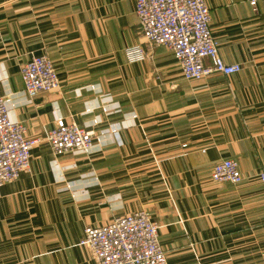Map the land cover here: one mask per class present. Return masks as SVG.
Segmentation results:
<instances>
[{
  "label": "crops",
  "instance_id": "0c3cea01",
  "mask_svg": "<svg viewBox=\"0 0 264 264\" xmlns=\"http://www.w3.org/2000/svg\"><path fill=\"white\" fill-rule=\"evenodd\" d=\"M205 2L221 58L241 71L185 81L142 36L135 0H0V97L39 140L2 188L0 264H96L84 228L139 210L168 264H264V0ZM134 46L147 57L131 60ZM31 55L51 60L59 90L27 97ZM58 118L94 132L88 154L53 155ZM226 159L240 184L210 180Z\"/></svg>",
  "mask_w": 264,
  "mask_h": 264
},
{
  "label": "built area",
  "instance_id": "2783aa9c",
  "mask_svg": "<svg viewBox=\"0 0 264 264\" xmlns=\"http://www.w3.org/2000/svg\"><path fill=\"white\" fill-rule=\"evenodd\" d=\"M255 3L251 0L252 5ZM134 13L144 39L151 46H164L172 52L185 81L213 75L229 77L241 71L240 64H228L221 58L210 30L211 17L205 0H135ZM126 53L133 61L147 57L140 46L129 48ZM20 76L29 99L60 89L56 70L46 55H31L20 68ZM9 95L0 97V198L5 184L29 171L31 150L39 143L38 139L25 136L22 123L10 119ZM94 137V132L58 118L48 130L46 141L53 155L61 157L88 154ZM210 180L240 184L243 177L238 162H217ZM258 180L264 185V170ZM158 230L150 215L139 210L103 226L85 227L79 245L89 251L96 264H168Z\"/></svg>",
  "mask_w": 264,
  "mask_h": 264
}]
</instances>
